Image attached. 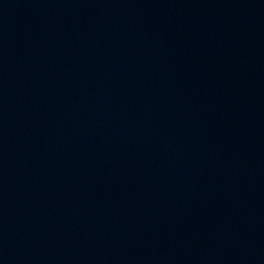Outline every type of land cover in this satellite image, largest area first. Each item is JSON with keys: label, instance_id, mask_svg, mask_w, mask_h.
I'll list each match as a JSON object with an SVG mask.
<instances>
[{"label": "water", "instance_id": "water-1", "mask_svg": "<svg viewBox=\"0 0 264 264\" xmlns=\"http://www.w3.org/2000/svg\"><path fill=\"white\" fill-rule=\"evenodd\" d=\"M0 264H264V0H0Z\"/></svg>", "mask_w": 264, "mask_h": 264}]
</instances>
